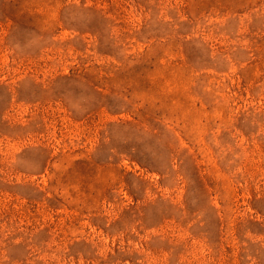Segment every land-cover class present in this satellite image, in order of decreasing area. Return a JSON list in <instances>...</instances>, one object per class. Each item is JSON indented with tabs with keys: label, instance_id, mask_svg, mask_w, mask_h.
Instances as JSON below:
<instances>
[{
	"label": "rangeland",
	"instance_id": "obj_1",
	"mask_svg": "<svg viewBox=\"0 0 264 264\" xmlns=\"http://www.w3.org/2000/svg\"><path fill=\"white\" fill-rule=\"evenodd\" d=\"M0 264H264V0H0Z\"/></svg>",
	"mask_w": 264,
	"mask_h": 264
}]
</instances>
